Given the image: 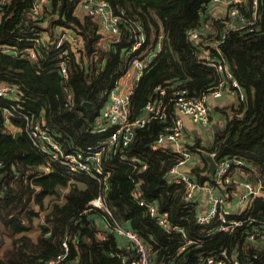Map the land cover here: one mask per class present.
Wrapping results in <instances>:
<instances>
[{
  "label": "trees",
  "instance_id": "trees-1",
  "mask_svg": "<svg viewBox=\"0 0 264 264\" xmlns=\"http://www.w3.org/2000/svg\"><path fill=\"white\" fill-rule=\"evenodd\" d=\"M81 1L49 0L35 19L29 16L32 0L0 3V47L15 49V55L0 52V85L16 87L25 110L42 116L51 135L65 150L78 152L97 144L98 139L90 130L106 104L107 93L122 76L127 49L126 41L108 50L102 48L105 35L97 21L87 14H76ZM105 1L115 14L139 21L149 36L159 29L163 34L160 53L134 89L130 102L133 117L141 114L145 104L155 98L156 87L166 81L184 87L191 96H199L217 83L216 72L199 60L202 42L195 44L189 38V32L203 20V6L211 0ZM259 9L257 32H228L220 46L244 101L221 110L226 124L223 130L213 132L209 147L200 146L199 141L188 147L200 154L204 164L191 170L193 180L199 184L212 180L206 153L213 150L217 160L230 158L245 164L239 171L234 166L231 173H243L264 184V0ZM63 28L80 36V57L74 56L68 43L57 47L58 32ZM43 33L48 40L37 44L35 40ZM26 49H34V59L21 52ZM60 56L66 60V80L60 74ZM67 91L71 95L69 105ZM84 102L91 105V110L83 106ZM163 124L151 122L136 131L127 148L106 157L104 168L110 172L106 203L114 220L143 240L154 264H198L201 254L223 250L236 256L240 264H264V245L256 246L246 240L250 225L231 233L213 232L214 221L208 227L197 225V203L185 202L184 185L167 179L179 155L171 149H151ZM122 157L145 163L147 168L139 172L137 165L122 162ZM0 161V264H35L55 257L67 229L78 236V264H121L124 255L131 259L117 247L113 235L108 234L105 240L98 237L100 230L94 226L93 216L81 215L100 192L99 184L91 177L69 173L55 163H50V173L42 175L39 168L47 160L24 135L15 139L1 128ZM135 185L141 199L155 203L160 212L167 213L169 231L157 226L132 198ZM231 192L227 191L229 201L233 200ZM252 204L250 216L264 221V199L257 197ZM36 228L40 232L33 241L30 232ZM186 239L194 244L180 253ZM74 254L71 246L70 255Z\"/></svg>",
  "mask_w": 264,
  "mask_h": 264
},
{
  "label": "built area",
  "instance_id": "built-area-1",
  "mask_svg": "<svg viewBox=\"0 0 264 264\" xmlns=\"http://www.w3.org/2000/svg\"><path fill=\"white\" fill-rule=\"evenodd\" d=\"M9 1L1 0L0 3L5 5ZM48 2L49 0H32L30 18L35 19L40 16ZM261 3L262 0H211L204 5L200 13L203 20L197 29L189 32V38L195 44L202 42L204 48L200 51L199 60L216 72L219 77L217 83L202 92L201 95L191 96L184 87L166 81L163 85L156 87L155 98L145 104L141 114L133 117L130 102L134 89L143 74L151 67L152 61L160 53L163 46V34L159 29L157 34L149 36L139 21L130 20L124 14H115L105 0H82L81 9L97 21L100 32L105 35L102 41L104 50H108L122 41H126L127 44L123 57L122 76L107 93L106 104L90 130L91 134L97 137V144L83 152L65 150L51 135L43 118L25 110L18 89L11 85H0V128L11 133L12 136L16 133H19L20 136L24 135L38 153L47 160V163L39 168V172L42 175H47L53 170L50 163H55L69 173L87 175L99 184V195L82 210L81 215L95 218L94 226L100 230L98 237L102 240H105L108 234L126 240L133 258L128 259L124 255L121 259L122 264H151V254L147 245L135 232L114 220L112 211L106 203L110 172L104 168V161L107 156L115 155L118 150L127 148L132 143L136 131L146 128L156 120L164 124L155 142L151 145V149H171L179 155V161L169 170L167 179L173 184L184 185L185 202H193L195 193L198 191L206 199L204 205L197 204V225L208 227L214 221L216 226L213 232L216 233H231L236 228L250 225L251 229L246 235V240L256 246L264 245V221L256 220L250 216L254 199L257 197L264 199V184L250 180L248 175L243 173L240 175L231 173L234 166L238 171L244 167L245 164L241 160L230 158L217 160L216 150L206 153L207 158L213 160L215 170L212 180L202 184L193 180L192 168L189 173L181 171L182 167L189 166L191 162L197 164L202 162L199 153L192 152L184 146L185 126L181 117H187L194 125L209 129L211 109L216 101L224 96H230L235 101H244L241 87L224 60L220 46L225 41L228 32L254 33L258 31L256 24L259 19ZM40 36L35 40L37 44L48 40L46 33ZM64 43L70 45L76 58L82 55L81 38L72 30L59 29L57 47ZM13 50H15L13 47L7 45L0 47V52L3 54L15 55ZM21 52L27 54L29 58H35L34 49H26ZM59 70L62 78L66 80L68 72L66 60L62 56L59 57ZM129 83L132 86H129ZM66 100L69 101L67 104L69 105L71 95L68 91ZM121 159L122 162L129 165H137L139 172L147 168L145 163L138 160H130L125 157ZM2 166L3 163L0 161V168ZM229 189L237 198L236 206H233L235 210L227 208L229 198L227 191ZM140 193L138 186L135 185L132 188L131 196L138 206L145 208L148 216L157 226L169 231L171 228L167 213L160 212L155 203H146L141 199ZM242 214L247 217L241 218ZM230 215L235 217L229 219ZM208 232L210 234L209 229ZM70 233L67 229L60 242V252L55 257L35 264H78V236ZM192 244L194 242L186 239L179 252H183L186 247ZM71 246L76 251L74 256L70 255ZM198 264H240V262L236 256L223 250L218 253L201 254Z\"/></svg>",
  "mask_w": 264,
  "mask_h": 264
},
{
  "label": "crops",
  "instance_id": "crops-1",
  "mask_svg": "<svg viewBox=\"0 0 264 264\" xmlns=\"http://www.w3.org/2000/svg\"><path fill=\"white\" fill-rule=\"evenodd\" d=\"M76 14L78 16H82V15L85 14V12L81 9L80 5H79V7L76 10ZM47 37H48V35H47ZM129 86H132V84H130ZM235 102L236 101L234 100V98H232L230 96H224L222 99L218 100L215 103V105L211 109V117H210L211 118V126H210L209 129H205V128L199 126V125H194L189 118L182 116L181 117V120H182V122H183V124L185 126V133H184V140H183L184 146H186V147H193L195 145L196 141H199L200 142V146H202V147H209L211 145V143H212V140H213V132L216 131V128L215 127L217 126V123L220 122V121L221 122L224 121L225 114H222L221 113L222 112L221 110H223L225 108H228V107L230 108L233 104L234 105L236 104ZM226 113L228 115L229 114V111L227 110ZM40 118H42V116ZM191 151H192V149H191ZM192 152H196V151H192ZM194 166H200V167H202V166H204V164L202 162L199 163V164H196L195 162H191L189 164V166L187 165L185 167H182L181 168V171L182 172H188L189 173L190 172V169L192 167H194ZM225 196H226V194H225ZM232 197H233V200L232 201L231 200L230 201L228 200V206H227V208H230V209H233L236 206L235 204H236V199L237 198L235 197L234 194H232ZM193 200L199 206H202V205H204L206 203L205 197L199 191L195 193V196H194V199ZM35 210H37L36 207H35ZM234 210H235V208H234ZM36 230H38V229L36 228ZM113 236H114L113 238L115 240V243H116L117 247L118 248H121V249H124L131 256V259H132L133 258L132 257V254L129 252L130 247H129L128 243L126 242V240L124 238H122V237H119V236H115V235H113ZM32 239H33V241L36 240L34 238H32ZM151 257H152V255H151ZM121 264H122V261H121ZM151 264H154L153 258H152Z\"/></svg>",
  "mask_w": 264,
  "mask_h": 264
},
{
  "label": "water",
  "instance_id": "water-1",
  "mask_svg": "<svg viewBox=\"0 0 264 264\" xmlns=\"http://www.w3.org/2000/svg\"><path fill=\"white\" fill-rule=\"evenodd\" d=\"M226 1H228V0H226ZM83 106H84L87 110H91V105H90L89 103L84 102V103H83ZM19 136H20L19 133L14 134V138H15V139L18 138ZM66 149H68V146H67V145H66ZM207 161H208L209 166H210V174L213 175V174H214V170H215V164H214L213 160L210 159V158H207ZM0 187H1V183H0ZM60 194H61V192H60ZM171 264H173V263H171Z\"/></svg>",
  "mask_w": 264,
  "mask_h": 264
},
{
  "label": "rangeland",
  "instance_id": "rangeland-1",
  "mask_svg": "<svg viewBox=\"0 0 264 264\" xmlns=\"http://www.w3.org/2000/svg\"><path fill=\"white\" fill-rule=\"evenodd\" d=\"M161 30V29H160ZM122 83V82H121ZM217 102V101H216ZM215 102V103H216ZM215 103H214V105H215ZM227 115V114H226ZM225 124H226V121L224 120L223 122H218L217 123V126L215 127L216 128V130H223L224 129V127H225ZM197 164V163H196ZM40 232V230L38 229V230H33L32 232H30V235H31V237L32 238H34V239H36V236H37V234Z\"/></svg>",
  "mask_w": 264,
  "mask_h": 264
}]
</instances>
